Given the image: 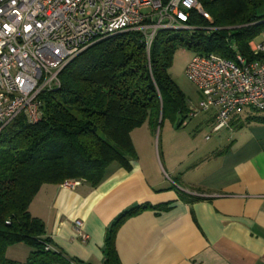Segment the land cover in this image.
I'll list each match as a JSON object with an SVG mask.
<instances>
[{"label": "trees", "instance_id": "trees-1", "mask_svg": "<svg viewBox=\"0 0 264 264\" xmlns=\"http://www.w3.org/2000/svg\"><path fill=\"white\" fill-rule=\"evenodd\" d=\"M197 2L187 22L194 31H161L149 53L135 32L100 40L62 69L58 87L40 94L38 122L20 116L0 132V264H14L6 250L19 243L31 248L25 264L72 261L51 245L30 203L43 185L72 180L96 186L111 163L129 169L134 129L147 124L155 130L166 117H185L186 99L168 74L175 51L231 59L234 43L252 59L249 42L264 30V16L256 11L264 0ZM164 208L140 205L121 212L107 233L104 264H120L114 241L125 219Z\"/></svg>", "mask_w": 264, "mask_h": 264}, {"label": "crops", "instance_id": "crops-1", "mask_svg": "<svg viewBox=\"0 0 264 264\" xmlns=\"http://www.w3.org/2000/svg\"><path fill=\"white\" fill-rule=\"evenodd\" d=\"M205 115L212 131L214 112ZM229 122L230 129L217 133L224 148L198 155L175 189L161 187L154 171L143 166L140 150L151 147L144 124L148 135L142 140L133 134L143 128L131 132L135 155L129 169L111 163L96 186L43 185L29 211L44 222L46 237L69 264H104L111 223L140 205L165 208L122 222L114 241L120 264H264V113L244 109ZM226 131L234 133L228 137ZM177 170L170 167L171 174ZM77 220L85 242L77 237Z\"/></svg>", "mask_w": 264, "mask_h": 264}, {"label": "built area", "instance_id": "built-area-1", "mask_svg": "<svg viewBox=\"0 0 264 264\" xmlns=\"http://www.w3.org/2000/svg\"><path fill=\"white\" fill-rule=\"evenodd\" d=\"M198 7L197 0H0V132L20 116L38 122L40 94L58 87L59 73L88 47L135 32L149 53L161 31H194L187 22ZM230 50L231 59L194 54L185 69L199 95L190 116L214 112L212 133L230 129V117L244 109L264 113V30L249 43L252 59L234 43ZM75 227L87 241L80 220Z\"/></svg>", "mask_w": 264, "mask_h": 264}, {"label": "rangeland", "instance_id": "rangeland-1", "mask_svg": "<svg viewBox=\"0 0 264 264\" xmlns=\"http://www.w3.org/2000/svg\"><path fill=\"white\" fill-rule=\"evenodd\" d=\"M256 11L258 16H264V3H262ZM184 33L187 34L188 31H184ZM258 40L259 35L255 37L254 41ZM194 54V52L182 48L175 51L168 74L183 93L187 107L197 109L199 100L198 92L185 74L186 66ZM190 112L191 111H188L184 118H182L181 115L176 116L175 119L166 117L159 124L157 129H149L151 132L150 151L147 152L149 149H145L144 151L140 150V152L142 151L141 153H143V166L149 167L154 171V177L156 180L160 181V186L163 188L172 187L175 189L174 187H177L176 184H181V174L189 168V165H192L193 162H195L194 160L198 155H203L211 150H216V147L221 150L226 145L225 143L219 146L217 144L218 134L222 133L225 129L218 134L212 133L210 125L205 123V113L198 112L195 115L190 116ZM180 120H182V124L178 126ZM141 128L143 129H140L133 134V138L136 140H142L143 135H148V129H146L148 127ZM226 133L229 134V137L234 132L226 131ZM207 136H209V138L206 140ZM164 152L167 154V157L163 155ZM152 159L154 160L155 165L154 162H152ZM171 166L177 167L178 174H171ZM155 168H157V170ZM7 250V259L14 262V264H25L30 255L31 248L28 245L19 243L9 246Z\"/></svg>", "mask_w": 264, "mask_h": 264}]
</instances>
